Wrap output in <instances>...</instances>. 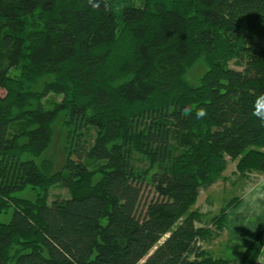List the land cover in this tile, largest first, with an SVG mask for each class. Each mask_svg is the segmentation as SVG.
Here are the masks:
<instances>
[{"label":"trees","instance_id":"1","mask_svg":"<svg viewBox=\"0 0 264 264\" xmlns=\"http://www.w3.org/2000/svg\"><path fill=\"white\" fill-rule=\"evenodd\" d=\"M95 2L0 0V264H226L201 259L199 241L223 232L239 197L209 225L194 206L230 160L264 174L251 115L264 0ZM51 93L61 100L46 107ZM58 123L56 168L46 151ZM54 184L70 196L49 201ZM263 233L239 264L253 263Z\"/></svg>","mask_w":264,"mask_h":264},{"label":"rangeland","instance_id":"2","mask_svg":"<svg viewBox=\"0 0 264 264\" xmlns=\"http://www.w3.org/2000/svg\"><path fill=\"white\" fill-rule=\"evenodd\" d=\"M228 66H231L236 69H242L241 61L238 56L231 57L227 62ZM205 63L200 61L195 66H193L188 72V79L192 83H198L200 77L203 75L205 71ZM62 95L51 93L43 99L44 105L46 107H53L55 103L61 100ZM86 134L90 139L95 135V130L90 128ZM64 130L61 123H58L55 126V131L53 135V141L46 151V155L52 156L56 159V168L60 167L64 160ZM229 167L224 172V177L221 176L217 181L209 188L202 189L200 192V197L197 200L194 209H198L204 215L205 224L212 222V218L219 214L222 208H225L229 205L230 200L234 196H240L246 190H242L244 185H246V181L241 177L238 179V182H234V179L237 177L234 174V165L235 162H230ZM252 180H250L249 186H252L254 192H259L260 194H264V174H253ZM248 187V186H247ZM148 191V188L147 190ZM27 194V193H25ZM70 196V191L60 185L54 184L49 188V201H52L56 198H67ZM261 199L264 200V196H260ZM257 200V198H256ZM249 213L247 216L246 210L243 213H239L236 209H228V217L227 223L225 225V229L221 234H217L215 236L214 230L210 233L212 236L209 240H206L205 243H202L203 249H205L202 258L212 259V260H224L226 264H239L243 259V252L245 251L246 245H249L255 241L256 233L263 230H253L254 227H251V224L248 226H243V222L246 221L247 217L252 218H262L264 219V204H260L257 201L255 203L250 204ZM231 209V210H230ZM258 210V211H257ZM260 224V222H258ZM200 226V224H197ZM211 226V225H210ZM254 232V233H253ZM214 233V234H213ZM243 233L245 236H243ZM253 235V238L251 237ZM244 239H247V242H244ZM244 242V246L241 245Z\"/></svg>","mask_w":264,"mask_h":264},{"label":"crops","instance_id":"3","mask_svg":"<svg viewBox=\"0 0 264 264\" xmlns=\"http://www.w3.org/2000/svg\"><path fill=\"white\" fill-rule=\"evenodd\" d=\"M230 162H235V167H234V174L237 176L235 179H234V182L236 181V183L238 182V179H240L241 177H243V179L246 181V185H244L243 186V188H241V191L243 190H246L245 192H243L242 193V195H240V196H234V197H239V201H238V203L236 204V206H234L233 208H231L232 210L233 209H236V210H238L239 211V213H243V212H245V209H247L246 210V213H247V216H249L248 215V213H249V205L250 204H252V203H255V201H257L258 203H260L261 205L262 204H264V200L263 199H261V197L260 196H264V194H260L259 195V192L257 191V192H254L253 191V187L252 186H249V184H250V180H252V175L253 174H262V173H258V172H255V171H252V172H247L245 175H243V174H241L240 172H238L237 171V169H236V161H229V163ZM229 163H228V166H227V168L230 166L229 165ZM227 168H226V170H227ZM225 172V171H224ZM224 172H223V177H224ZM212 186V185H211ZM210 186V187H211ZM248 186V187H247ZM199 197H200V195H199ZM198 197V198H199ZM233 197V198H234ZM256 198H257V200H256ZM230 209V210H231ZM258 211V210H257ZM229 213V212H228ZM228 217H230L229 215H227V219H228ZM249 218L250 217H247L246 218V221L245 222H243V226H248V224H251V227H254V229L253 230H260L261 228H263L264 227V219H262V218H259V217H254V218H252L251 217V220H249ZM227 219H226V224L228 225V223H227ZM258 222H260V224L258 223ZM198 224V223H197ZM200 225H203V224H205V223H199ZM225 229V228H224ZM254 233V232H253ZM252 233V238H253V234ZM243 236H245L244 235V233H243ZM244 242H247V239L245 240L244 239ZM244 242H241L242 244L241 245H243L244 246ZM203 243H205V241L203 242ZM249 246V243L246 245V247H248ZM245 247V248H246Z\"/></svg>","mask_w":264,"mask_h":264},{"label":"clouds","instance_id":"4","mask_svg":"<svg viewBox=\"0 0 264 264\" xmlns=\"http://www.w3.org/2000/svg\"><path fill=\"white\" fill-rule=\"evenodd\" d=\"M89 6L95 11L99 9V3L95 2V0H88ZM107 9V5L105 6ZM194 111L191 105H186L182 109V114L184 116H190ZM254 116L258 124L261 128H264V91L259 92L253 102V110L251 113ZM195 116L197 120L206 118L208 116V112L204 107H198L195 109Z\"/></svg>","mask_w":264,"mask_h":264},{"label":"built area","instance_id":"5","mask_svg":"<svg viewBox=\"0 0 264 264\" xmlns=\"http://www.w3.org/2000/svg\"><path fill=\"white\" fill-rule=\"evenodd\" d=\"M263 230H264V228H263ZM199 242H200V244H202L201 241H199ZM252 264H264V233H263V237H262V241H261L260 252Z\"/></svg>","mask_w":264,"mask_h":264},{"label":"water","instance_id":"6","mask_svg":"<svg viewBox=\"0 0 264 264\" xmlns=\"http://www.w3.org/2000/svg\"><path fill=\"white\" fill-rule=\"evenodd\" d=\"M215 264H218V263H215Z\"/></svg>","mask_w":264,"mask_h":264}]
</instances>
